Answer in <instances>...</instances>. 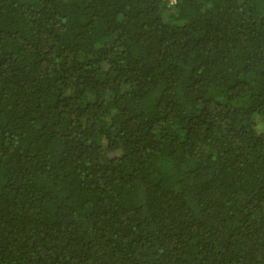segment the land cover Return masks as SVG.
<instances>
[{
    "label": "trees",
    "instance_id": "16d2710c",
    "mask_svg": "<svg viewBox=\"0 0 264 264\" xmlns=\"http://www.w3.org/2000/svg\"><path fill=\"white\" fill-rule=\"evenodd\" d=\"M0 264H264V0H0Z\"/></svg>",
    "mask_w": 264,
    "mask_h": 264
}]
</instances>
